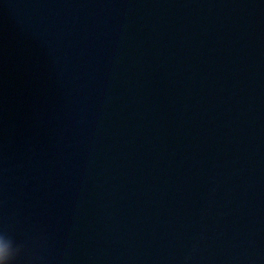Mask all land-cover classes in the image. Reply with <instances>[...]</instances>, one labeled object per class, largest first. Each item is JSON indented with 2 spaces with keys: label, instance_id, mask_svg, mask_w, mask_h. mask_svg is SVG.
Wrapping results in <instances>:
<instances>
[{
  "label": "water",
  "instance_id": "1",
  "mask_svg": "<svg viewBox=\"0 0 264 264\" xmlns=\"http://www.w3.org/2000/svg\"><path fill=\"white\" fill-rule=\"evenodd\" d=\"M0 264H264V0H0Z\"/></svg>",
  "mask_w": 264,
  "mask_h": 264
},
{
  "label": "clouds",
  "instance_id": "2",
  "mask_svg": "<svg viewBox=\"0 0 264 264\" xmlns=\"http://www.w3.org/2000/svg\"><path fill=\"white\" fill-rule=\"evenodd\" d=\"M6 255V248L0 247V258L4 257Z\"/></svg>",
  "mask_w": 264,
  "mask_h": 264
}]
</instances>
